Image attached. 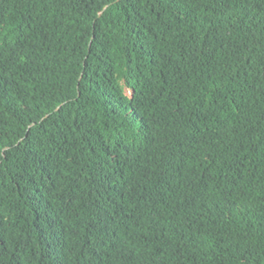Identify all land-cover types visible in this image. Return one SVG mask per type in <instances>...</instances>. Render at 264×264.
Instances as JSON below:
<instances>
[{
    "label": "trees",
    "instance_id": "trees-1",
    "mask_svg": "<svg viewBox=\"0 0 264 264\" xmlns=\"http://www.w3.org/2000/svg\"><path fill=\"white\" fill-rule=\"evenodd\" d=\"M0 264H264V0H0Z\"/></svg>",
    "mask_w": 264,
    "mask_h": 264
},
{
    "label": "rangeland",
    "instance_id": "rangeland-1",
    "mask_svg": "<svg viewBox=\"0 0 264 264\" xmlns=\"http://www.w3.org/2000/svg\"><path fill=\"white\" fill-rule=\"evenodd\" d=\"M127 93H128L129 95H132V91H131L130 89H127Z\"/></svg>",
    "mask_w": 264,
    "mask_h": 264
}]
</instances>
